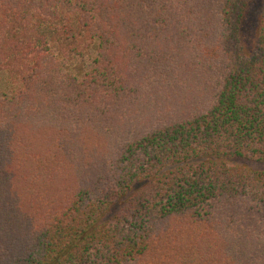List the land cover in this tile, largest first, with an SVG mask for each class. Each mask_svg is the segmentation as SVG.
I'll use <instances>...</instances> for the list:
<instances>
[{"label": "trees", "instance_id": "trees-1", "mask_svg": "<svg viewBox=\"0 0 264 264\" xmlns=\"http://www.w3.org/2000/svg\"><path fill=\"white\" fill-rule=\"evenodd\" d=\"M0 0V264H264V0ZM96 45L82 79L60 45ZM78 43H77V42ZM88 43V44H87Z\"/></svg>", "mask_w": 264, "mask_h": 264}, {"label": "rangeland", "instance_id": "rangeland-1", "mask_svg": "<svg viewBox=\"0 0 264 264\" xmlns=\"http://www.w3.org/2000/svg\"><path fill=\"white\" fill-rule=\"evenodd\" d=\"M262 1L249 0L245 10L241 23V44L245 55L250 54L257 36ZM94 43L86 47L83 43H78V45L73 43L72 38L62 41L60 50H58L60 53L61 68L65 72L73 74L78 79H82L85 73L92 67L93 60L97 56L96 45ZM20 86V79L15 73L0 67V99L4 96H9ZM237 160L251 169L264 171V162L249 158H240Z\"/></svg>", "mask_w": 264, "mask_h": 264}]
</instances>
